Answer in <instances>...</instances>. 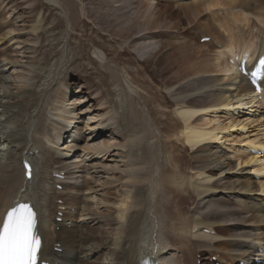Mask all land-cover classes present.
<instances>
[{"label": "rangeland", "instance_id": "rangeland-1", "mask_svg": "<svg viewBox=\"0 0 264 264\" xmlns=\"http://www.w3.org/2000/svg\"><path fill=\"white\" fill-rule=\"evenodd\" d=\"M71 1L74 2L76 9H74V14L71 11L69 21H72V23H68V16L65 14L63 18L59 11L53 8L50 9L49 4L45 0H0V122H3L12 112L17 111L16 108L22 98L28 99L30 94L34 95L33 92L37 91L38 77L45 78L46 73L51 69L50 67L59 59L58 53V56L54 54L59 51L60 45H57V40L58 38L62 39L63 36H60V31H62V27H65L66 32L70 34V38L67 37L64 40L65 43L67 42V47H69L67 48L68 61L66 59L63 60L68 62L66 63V69L61 72L62 74L55 76L54 81H51L49 88H47V93L45 92V95L41 97L39 109L43 116L31 111L33 117L35 114L39 115L42 128L45 125L48 130L47 140L46 136L42 135L46 133L44 128L40 134L45 140L44 146L46 150L50 156L52 155L49 159V173L53 184L51 189L55 197L53 202L55 206L53 211L54 222L58 224L55 230L59 232L60 229H65L76 231V233L80 231L81 234L87 233L92 237V241L86 243L82 249L85 253L82 259H86L88 264H123L120 258L123 250L118 252L112 246L116 239V234L119 232L118 221L121 218H123L124 222L128 221L126 220L127 215L134 214L138 209V203L131 197L134 196V190L145 191L150 185L151 178L148 171L152 168V164L150 165L148 159L144 157V150H147L150 145H155L159 149L166 140H159L158 133L153 128L147 130V133L142 130V122L143 124L149 123L147 120L149 115L145 112L147 111L146 108L150 107V101H145L146 98L144 96L140 95L138 99L135 95L132 98L128 95L129 97L127 96L126 98L129 99V104L133 106L135 114H133L132 110L131 113L130 110H127L125 111L124 120L121 117L120 104L117 99V96L125 88L118 81L121 70L124 68L135 79V69L133 67H137L138 63L140 64L144 60L133 61L136 58H134L135 55L133 56L134 51L132 49L122 53L124 46H122L123 48L118 47L121 43L117 36H121L124 40L128 39V37L123 32L117 33L122 26L116 29L113 27L112 29L111 17L105 18V15H110V12L113 11L110 7L112 1L108 2V8L110 7L109 9L112 11L106 6V8L103 5L100 6L103 0ZM247 1L249 2V0ZM189 2L191 1L177 3L175 0H161L157 3L158 5L154 3V6L156 5L154 13L160 15V23L156 30L153 29L146 33H151L153 38L156 36L154 41L160 45H173L162 52L175 54L173 57H176L179 52L183 51L180 55L182 59L186 60L185 63L195 62L194 64L188 63V65H193L197 70L202 66L203 70H207L208 73L200 76L208 80L210 89L212 88L213 91L218 92L222 89L220 86L222 85L221 80H225L227 83L226 76L219 71L222 66L227 64L225 60L227 57L229 58V54L221 50L220 46H216V43L210 42L208 40L210 36H205L207 35L205 31L215 29L216 26L220 27L221 33L225 38L234 39L237 49L233 50V53H240L242 49L252 50L253 47L258 49L256 45H259L260 42L258 41L256 44V37L259 36V29L260 32L262 31L261 29L264 30V0H250L251 6H248L245 11L253 14L254 18L253 16H248L251 20L248 25L244 26V24L239 22L236 27L233 26L231 28L228 26L221 27L220 22L227 15L222 8L218 9L220 11L218 13H211L201 8V14L198 18L199 22L197 25H193L194 17L192 11L194 9L187 6ZM145 3L148 4L147 0H136L135 4L129 8L131 9L130 13L132 15L148 14L151 8L147 9L148 6L146 7ZM98 7L102 13L98 10ZM100 13L104 20L101 19ZM132 15L131 17L134 18ZM184 15H186V19L183 18ZM255 15L259 16V21ZM218 19H220V22L216 21ZM61 20H64V25L60 26L62 29L60 27L50 28L51 25L57 24L59 21L61 23ZM38 23L42 29L36 32L35 26ZM49 23L50 26L48 25ZM237 26H240L238 30L236 29ZM109 31L112 34L114 31L117 36H113L114 38L108 36ZM169 31L171 33H168ZM169 34L172 36L171 39L167 37ZM138 36H130L129 40L131 41ZM203 37H207V40L204 41ZM207 42L209 43L208 45ZM96 48L103 50L106 54L107 57L103 58V62L95 56ZM178 49L179 52L177 53ZM217 51L223 52L224 57L223 61L218 64ZM46 54L47 61L43 62L41 59ZM48 54L55 56L52 57L53 60L50 61L51 58ZM72 57L74 58L72 59ZM48 58H50L49 62ZM150 59H152L150 63H142V65L140 64L137 67L141 68V70L144 69L142 72L147 76V79L144 80L150 87L147 92L154 101H160L162 96L165 98H163L166 101L165 103L171 106L172 101L169 99L170 95L168 97L165 87L172 84L175 85L173 86L174 88H177L179 84L190 82L191 79H185L182 74L173 75L179 68V64L171 63V66L168 65L166 67L168 61L164 58L156 56V58L151 57ZM157 60L160 62H156ZM228 61L231 62V59ZM111 74H113V77H111ZM194 77L197 76L192 78ZM135 81L141 83L142 78L136 77ZM149 82H153L152 85ZM198 94L192 95L191 98L199 97ZM258 103H264V100L260 98ZM144 104H146V108H144ZM56 105L61 107V111L58 110L56 113L52 111L51 117L48 116V112L52 110L51 107L54 109ZM246 108L248 110L244 108V110L240 109L236 112H227L224 109L217 110V112L214 111L207 117L203 116L205 114L202 113L194 119L198 123L205 120L213 121V123L216 121L217 126L220 125L224 128H226L228 123L236 126L226 131L227 133L224 132L227 136L222 134L219 137L220 139L222 138L220 142L212 143V145L218 146L221 152H226L229 155V161L234 164L233 171L225 172L223 175H218L214 178L212 184H216V187L225 185L229 177L241 175L252 178L254 183H264V151L261 154H249L244 148L248 139L260 140L264 136L260 131V125L264 122V107L261 106L258 109L254 105H248ZM156 118L159 121V118ZM63 119L65 123L70 122L71 124L69 130L65 132L66 134L63 133L62 142L58 143L57 137L64 127ZM161 119V122L156 125L157 130L162 131L161 134L168 130L169 126L172 125V121H179L176 115L169 117L168 120ZM169 120L172 121L170 122ZM108 121L120 123V127L117 128L118 134L116 133L113 136L100 134L98 128ZM211 126V128H216L215 123ZM1 135L0 133V162L4 161V155L6 154L7 156L9 155L8 158L14 156L9 159L13 163V159L19 157V151H5V143L8 141L4 142L3 140L7 135ZM154 135L158 137V142ZM140 136L146 138V145L134 146L132 149L126 146V143L133 142ZM171 136L172 133H169L168 137ZM33 137L40 136L33 135ZM178 138L180 142H183L181 136H178ZM172 143L177 144L178 149L180 148L179 145L181 143L176 141V139H172ZM98 146L104 147L106 151L100 154L92 153L93 148ZM184 150L185 153H183V150V152H177L178 154L175 152V156L186 163H191L194 153L188 147H185ZM27 155L35 162L34 166L40 162L39 152L33 150ZM245 155H248L249 157L247 158H252L253 160L257 158V161L252 167L249 165L237 167V159ZM21 161H17L19 167L22 166ZM257 168L258 171H256ZM243 170L246 171L243 172ZM261 170L263 171L261 172ZM9 189V185L2 186L0 197L5 198ZM126 192H132L129 198L125 195ZM215 195L217 201H224L226 206H231L232 209L243 210L244 215L246 214L244 210L247 211L249 209V206L244 205V199H239L238 193L229 192L225 194L216 191ZM249 196L264 197L259 190ZM183 197L185 196L182 195L177 200L179 202L180 199L181 211L189 214L196 205L199 206L198 198L194 197L192 203V201H187ZM124 228L120 234L121 242L125 241ZM253 235H256V233ZM56 245L59 246V243H54L53 251L55 253L59 255H62V253L69 254L68 250L58 248ZM175 256L181 257L179 254ZM186 256L189 258L188 255ZM207 256L209 255L205 254L202 259L200 255L192 256L188 261L192 262V264L206 262L219 264L213 260V257L208 260ZM194 259H197L196 262ZM176 261L178 260L176 259Z\"/></svg>", "mask_w": 264, "mask_h": 264}, {"label": "bare ground", "instance_id": "bare-ground-1", "mask_svg": "<svg viewBox=\"0 0 264 264\" xmlns=\"http://www.w3.org/2000/svg\"><path fill=\"white\" fill-rule=\"evenodd\" d=\"M45 1L49 4L50 9L53 8L59 11L63 18L66 14L68 16V23H72V21H69V18L71 11L72 14H74V9H76L73 1ZM109 1L110 0L100 1V6L103 5V7L106 6L108 8ZM111 1L110 7L113 11L109 9V7L108 9L112 12H110V15L106 13L107 15H105V18L111 17L110 22L112 29L113 27L116 29L122 26L118 29L117 33L123 32L128 39L124 40L121 36H117L114 31L113 34L109 31L107 35L112 36V38H114L113 36L119 37L118 40L121 44L118 47L123 48L122 46H124L122 53H125L128 49H132L134 51L133 56L135 55L134 58H136L133 61H141V59H143L144 61H142V63L145 64L151 62V57H162L168 61L166 67L168 65L171 66V63L175 65L179 64V68L175 74H173L174 76L182 74L185 79H191L190 82L182 83L183 85L179 84L178 87L176 86L177 88H174L173 86L175 85H170L169 83L168 86L165 85L168 97L170 95L169 99L172 101L170 106L167 105L168 103H165L166 101L163 100L164 97L161 96L160 101H154L148 94L147 89L150 87L144 81L147 79V76L142 72L144 69L141 70V68H137L140 64L142 65V63H138L137 67H133L135 69V79L136 77L142 78L141 83L135 81L124 68L121 70L118 81L126 88L117 96L118 103L120 104L119 109L121 110V117L124 120L126 115L125 111L127 110H130V113L132 110L133 114H135L132 108L133 106L129 104V99L126 98L128 95H130V98L135 95L138 99L140 95L144 96L146 98L145 101H150V107L144 104V108L147 107L145 113L149 115L147 119L149 123L143 124L142 122V130L147 133V130L153 128L157 131L160 138L159 140L162 139L166 141L159 149H157L155 145H150L147 150H144V157L148 159L150 165L152 164V168L148 171L151 178L150 185L145 191L135 189V192L133 191L134 196H131L132 192L125 193L128 198L131 196L135 199L138 203V209L134 214H131L132 216L130 214V216L127 215L126 220L128 221L124 222L122 220L123 218L118 221L119 232L116 234V239L112 245L114 250L118 252L123 250V254L120 255L123 264H192V262L188 261L192 256L200 255L202 259L205 254L209 255L207 256L208 260L213 257L219 264H239L244 261L252 262V252L261 251L264 253V197H250L249 195L258 190L264 195V183H254L252 178L241 175L227 178V183L221 187H216V184H212L216 176H221L225 172L229 173L234 170V164L229 161V155L226 152H221L218 146H214L212 143L220 142L222 138L220 139L219 137L222 136V134L226 135V131L236 126L228 123L226 128L218 125L221 127L220 128L217 126L216 121H214L216 125L214 129L211 128V125L214 124L213 121L205 120L198 123L194 119L197 115L202 113L205 114L203 116L207 117V115L214 113V111L217 112V110L224 109L227 112H236L240 109L244 110V108L248 110V108H246L248 105H254L258 107V109L261 106L264 107V103H258L260 98L264 100V67H261V71L256 77L261 88L259 91L252 88L248 81V77L241 75L239 70L240 62L244 60L245 68L249 75L257 71L259 61L264 58V30L261 29L262 31L260 32L259 29V36L256 37V44L258 41L260 42L259 45H256L258 49L255 47H253L252 50L242 49L240 53H233V50L237 49L234 44V39L225 38L221 33L220 27L216 26L215 29L205 31L207 34L205 36H210L208 37L210 42L216 43V46H220L219 48H221V50L229 54V58L227 57L225 60L227 64L222 66V69L219 71L226 76L227 83L225 80H221L222 85L220 86L222 89L216 92L213 91L212 88L210 89L208 80L200 76L208 73L207 70H203L202 66L198 70L195 69L196 67L194 68L193 65H191L193 62H188L191 63L189 64L190 66L188 63H185L186 60L181 58L180 54L183 51L179 52L180 48L177 51V53H179L176 57H173L175 54L172 55L167 54V52H162L166 51L167 47L173 45H160L158 42L154 41L156 36L153 38L151 33H146L153 29L156 30L159 26L160 15L154 13V10L155 6L158 5L157 3L161 0H147L148 4L145 3V6H148L147 9L149 7L151 9L148 14L142 15H132L130 13L131 9L129 8L131 5L135 4L136 0ZM183 1L189 0H175L177 3ZM190 1L191 2H189L187 6L193 7L194 9L192 11L194 17L193 25H197L199 22L198 18L201 14V8L211 13H218L219 8L226 11L227 15L223 19L221 18V22L220 19L216 20L221 23L222 28L223 26H228L229 28L233 26L236 27V24L239 22L246 26L251 21L248 16H253L254 18L253 14L245 11L248 6H251L249 3L250 0L249 2L247 0ZM154 3L156 4L155 6ZM103 7L102 9H104ZM152 8H154L153 11ZM99 11L101 12V10ZM80 12L82 13L81 9ZM101 13L100 16L102 19L104 17H102ZM131 15L134 16V18H132ZM255 16L259 21V16ZM183 18L186 19V15H184ZM63 22L64 20H61V23L59 21V23H55L56 25H51L50 28L60 27L64 25ZM100 24H98V26H100ZM107 24L109 23L107 22ZM48 25L50 26V23ZM239 27L240 26H237L236 29L238 30ZM62 28L60 36L63 37L57 40V45H60V48L59 51L54 54L57 55L58 53L59 59L54 62L52 67H50L51 69L49 68L50 70L46 73L45 78L38 77V86H36L37 91L33 92L34 95L30 94L28 99L22 98L18 106L19 109L15 107L17 111L12 112L3 122H0V133L3 136L7 135L3 140L4 142L8 141V144L5 143V151H19V157L17 159H15V157L13 163H11L9 159H12L14 156L12 155V158H8L9 155L7 156L6 154L4 155V161L0 162V189L5 185L10 186L7 196L5 198L0 197V222H2L10 207L19 203H28L37 214V233L42 240V247L39 253L40 262L49 264H88L86 259H82L85 255L82 249L86 243L92 241V237L87 233L81 234L80 231L76 233V231L65 229H60L59 232L55 230L58 224L54 222L55 217L53 211L55 206L53 202L55 197L52 193L51 186L53 184L51 183V176L49 173V159L52 155L50 156L46 150L44 146L45 140L40 134L44 128V132L46 133L42 135L46 136L47 140L48 130L45 125L42 128L41 122L39 121V115L43 116L39 109V106H41V97L45 95V92L47 93V88H49L51 84L50 82H53L55 76L57 77L58 74L66 69V63H68L63 61L64 59L68 61L67 48H69L67 47V42L65 43L64 40L67 37L70 38V34L66 32L65 27ZM40 29H42V27L38 23L35 26V30L37 32ZM50 32L53 31L51 30ZM168 33H171V31ZM130 36L138 37L130 41ZM167 37L171 39L172 36L169 34ZM208 44L207 42V45ZM185 50H187V48H185ZM220 51L216 53L218 54L217 64L223 61L222 59L224 58L223 52ZM96 52L94 53L95 56L103 62V58L107 57L106 54L103 50L98 48H96ZM48 55L50 56V54ZM52 57L55 56L52 54V56H50L51 59L48 58V62L49 59L50 61L53 60ZM73 58L74 57H72V59ZM46 59L47 54L44 55L41 60L45 62ZM229 59H231V62L228 61ZM169 61L171 62L169 63ZM156 62L160 61L157 60ZM193 76L197 77L192 78ZM111 77H113V74H111ZM152 83L153 82H149L150 85H152ZM196 93H199V97H196L197 99L191 98V96ZM234 106L235 108H233ZM51 109L52 110L48 112V116L50 117L52 111L53 113H56L58 110L61 111V107L58 105H56L54 109L51 107ZM31 111L39 115L37 116V114H35L36 117H33ZM175 115L179 118V121L174 122L169 120L170 122L172 121V125L169 126L168 130H165V133L161 134L162 131L156 128V125L161 122V118L168 120L169 117ZM156 117L159 118V121ZM62 122H64V127L57 137L58 143L62 142L64 137L63 133L69 130L71 124L70 122L65 123L64 119ZM118 127H120V123H111V121H108L102 124L98 130H100V134H109L113 136L117 133ZM260 127V131L264 135V122ZM132 131H134V129H132ZM169 133H172L171 137H168ZM33 135H39L40 137H33ZM73 136L75 135L73 134ZM178 136L182 137L183 142H180ZM154 138H157L156 141L158 142V137L154 135ZM262 138L260 140L248 139L247 142H245V150L249 154H252L253 150L262 153V151H264V139L262 140ZM53 139H55V137H53ZM172 139H176V141L181 143L179 149L177 148V144H171ZM146 144V138L140 136L133 142L126 143V146L132 149L134 146L138 147ZM184 144L185 147H188L190 151L194 153L191 163H186L181 158L175 156V152L184 151L183 153H185ZM33 150L40 153V162L37 165L35 164V166L33 159L27 155V153ZM105 151L106 149L104 147L98 146L93 148L92 153L100 154ZM247 157L249 156L245 155L244 157L242 156V158H238L237 167H242L241 165H249L252 167L257 161V158L253 160ZM18 160L19 162L21 160H28L33 165V176L31 180L24 178V169L23 166L19 167ZM258 168L256 171H258ZM244 171L246 170H243V172ZM262 171L263 170H261V172ZM216 191L225 194L229 192L238 193L239 199H244V205L249 206L247 211L244 210L247 216L245 217L243 210L239 211L232 209L231 206H226L224 201H217L215 195ZM182 195L185 196L183 198L187 201H192V203L194 197L198 198L199 206L196 205L189 214L187 212L185 213V211H181L180 208L182 205L180 204V199L179 202L177 200ZM127 197L126 199H128ZM122 213H124V211H122ZM123 228L125 232V241L121 242L120 234ZM79 233L80 235H78ZM254 233H256V235H253ZM56 242L59 243V246L56 245L58 248L68 250L69 254L62 253V255H59L55 253L53 251V246ZM177 254L181 255V257L175 256ZM186 255H188L189 258H187ZM255 255L258 256L257 254ZM176 259L178 261H176ZM196 260L197 259H194L195 262ZM201 264L209 263L206 262Z\"/></svg>", "mask_w": 264, "mask_h": 264}, {"label": "snow or ice", "instance_id": "snow-or-ice-1", "mask_svg": "<svg viewBox=\"0 0 264 264\" xmlns=\"http://www.w3.org/2000/svg\"><path fill=\"white\" fill-rule=\"evenodd\" d=\"M264 67V58L259 61L257 71L252 72L253 82ZM257 87V91H259ZM27 175L31 171L27 163ZM42 247L37 233V214L28 203L16 204L6 212L0 222V264H38Z\"/></svg>", "mask_w": 264, "mask_h": 264}]
</instances>
